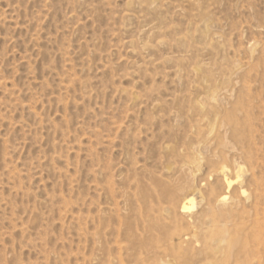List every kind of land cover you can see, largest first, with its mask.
I'll return each mask as SVG.
<instances>
[{
  "label": "rangeland",
  "instance_id": "374dc122",
  "mask_svg": "<svg viewBox=\"0 0 264 264\" xmlns=\"http://www.w3.org/2000/svg\"><path fill=\"white\" fill-rule=\"evenodd\" d=\"M0 264H264V0H0Z\"/></svg>",
  "mask_w": 264,
  "mask_h": 264
},
{
  "label": "bare ground",
  "instance_id": "6f19581e",
  "mask_svg": "<svg viewBox=\"0 0 264 264\" xmlns=\"http://www.w3.org/2000/svg\"><path fill=\"white\" fill-rule=\"evenodd\" d=\"M222 170H224V169H222ZM226 171V170H225ZM224 173V172H223ZM222 174V173H221ZM225 174V173H224ZM227 186L229 187V185L231 184L229 181H227ZM187 199V198H186ZM221 200H225V196H222L221 197ZM189 205V206H188ZM188 205L186 206V204H184V206H183V208L184 209H188V208H191V207H193V202H192V199H189V201H188Z\"/></svg>",
  "mask_w": 264,
  "mask_h": 264
}]
</instances>
